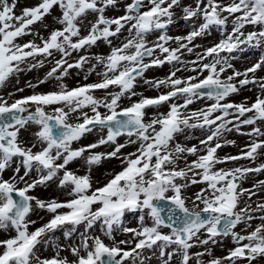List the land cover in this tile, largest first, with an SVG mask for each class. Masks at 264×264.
<instances>
[{
    "label": "rangeland",
    "instance_id": "obj_1",
    "mask_svg": "<svg viewBox=\"0 0 264 264\" xmlns=\"http://www.w3.org/2000/svg\"><path fill=\"white\" fill-rule=\"evenodd\" d=\"M134 1L0 0V107L19 104L39 116L16 130L21 157L10 159L0 152V208L8 203L5 190L23 193L29 203L20 226L0 215V257L35 241L21 255L23 260L14 257L4 264H77L90 253L88 264H93L95 247L115 253L120 264H264V173L238 175V184L243 183L239 189L230 182L238 167L232 162L229 165V156L224 154L225 143L231 142L229 134L216 129L223 118L217 101L205 99L201 103L197 99L190 107H179L177 131L163 146L156 140L159 118L165 121L166 110L178 102L165 104L163 114L148 110L153 113L145 115L150 127L141 133L117 137L95 128L57 148L50 147V141L43 137L48 118H59L75 129L81 118L91 115L77 97L80 87L101 104L98 116H104L101 108L106 114L132 106L129 112L135 113L137 105L154 97L160 85L167 91L171 80L195 82L210 74L215 81L232 78L236 82L231 75L245 74L253 64L251 77L258 85L257 95L249 87L244 90L251 97L245 98H257L264 104V78L260 82L257 78L264 77V0H140L139 9L133 12ZM102 20L124 26L115 33L121 36L119 41L108 39L114 32L104 33ZM158 23L167 26L157 35L164 31L157 28ZM34 30H43V36L37 37ZM53 32L51 38L59 33L60 39L51 41L52 50H39ZM89 34L97 40L83 47L84 63H77L79 47L74 43ZM161 35L176 40L173 46L178 56L171 69H159L157 55L152 54L142 62L152 66L127 95L108 86L102 89V97L90 91L88 85L100 81L102 65L115 55L111 50L128 46V54L134 55L138 44L154 48ZM28 39L31 45L25 44ZM100 49L105 50L104 59L96 55ZM16 55L32 59L13 64L9 59ZM100 83L105 85L107 80ZM37 94H50L52 99L31 104L29 97ZM158 146L162 151L159 155ZM147 150L154 152L151 159H143ZM37 156H43L46 165L37 162ZM3 160L7 162L4 165ZM131 164L134 168L128 174L132 175L129 181H118V174H124L123 169ZM157 169L161 177L169 178L160 191L163 198L177 196L193 212L209 209L216 217L227 215L233 219L231 231L213 236L212 224L192 232L190 240L179 245L173 231L160 226L156 229L146 202L157 197V191L150 187ZM99 171L105 172L104 176L99 177ZM114 175L115 183L121 184L117 195L103 192L112 186ZM78 181L82 182L80 191L75 187ZM47 188L61 196L43 195ZM71 200L79 202L76 206L82 208L78 214L84 216L83 221L54 223L60 215L72 212L67 206L72 205ZM143 228L148 229L147 234Z\"/></svg>",
    "mask_w": 264,
    "mask_h": 264
},
{
    "label": "flooded vegetation",
    "instance_id": "obj_2",
    "mask_svg": "<svg viewBox=\"0 0 264 264\" xmlns=\"http://www.w3.org/2000/svg\"><path fill=\"white\" fill-rule=\"evenodd\" d=\"M235 80L237 81L222 83L235 86L234 92L223 100L225 108L222 111L225 115L223 121L226 122L223 131L229 134L231 140L225 143L224 154L235 158L232 163H235L242 173L245 169L255 166L254 163L258 161L257 165L263 168L259 174H262L264 173V120L258 119V113L252 107L257 98H245V96H251L244 90L251 87L253 90L251 93L257 95L258 86L245 79L243 73L237 72ZM246 106L251 108L245 114ZM248 118L249 123L245 125L244 122ZM229 165H231L230 162Z\"/></svg>",
    "mask_w": 264,
    "mask_h": 264
},
{
    "label": "water",
    "instance_id": "obj_3",
    "mask_svg": "<svg viewBox=\"0 0 264 264\" xmlns=\"http://www.w3.org/2000/svg\"><path fill=\"white\" fill-rule=\"evenodd\" d=\"M15 114L14 110H7L0 112V136L5 130L13 126L12 116ZM71 136L70 138H72ZM156 212L158 220L172 228L179 230V236L181 240H186L190 229L201 228L208 221H202L198 216H191L189 213L184 212L183 209L173 202H159L152 207ZM26 209V205H23L21 216ZM178 216V217H177ZM195 217V218H194Z\"/></svg>",
    "mask_w": 264,
    "mask_h": 264
},
{
    "label": "bare ground",
    "instance_id": "obj_4",
    "mask_svg": "<svg viewBox=\"0 0 264 264\" xmlns=\"http://www.w3.org/2000/svg\"><path fill=\"white\" fill-rule=\"evenodd\" d=\"M98 173H99L98 176L100 177L101 175L104 176L105 172L99 171ZM42 194L45 196H61L60 193H57L55 190H52L51 188L45 189Z\"/></svg>",
    "mask_w": 264,
    "mask_h": 264
}]
</instances>
